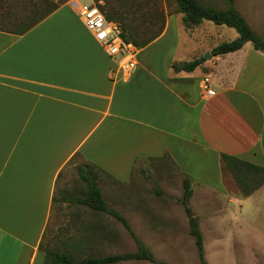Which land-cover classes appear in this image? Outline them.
Instances as JSON below:
<instances>
[{
    "label": "crops",
    "instance_id": "0c3cea01",
    "mask_svg": "<svg viewBox=\"0 0 264 264\" xmlns=\"http://www.w3.org/2000/svg\"><path fill=\"white\" fill-rule=\"evenodd\" d=\"M74 1L58 5L23 34L0 30V264H45L57 236L69 238L59 251L100 252L107 236L121 235L126 227L120 220L90 212L75 201L84 194L67 192L73 166H92L101 188V177L123 185L139 163L165 158L181 182L188 177L191 186H200V211L209 214L225 210L215 208L222 197L241 207L264 197V183L248 196L232 191L237 186L224 176L222 159L227 154L264 167V52L246 42L211 55L213 47L196 39L188 60L204 59L193 70L173 68L171 58L162 69L149 68L147 54L145 64L136 56L137 67L125 78L85 27ZM234 5L242 15L237 0ZM177 15L178 22L167 15L161 34L138 53L171 26L185 27ZM205 77L213 95L203 88ZM196 157L205 162L194 177ZM79 183H85L81 177ZM102 196L133 229L135 203ZM65 205L75 212L64 218L54 213Z\"/></svg>",
    "mask_w": 264,
    "mask_h": 264
},
{
    "label": "rangeland",
    "instance_id": "374dc122",
    "mask_svg": "<svg viewBox=\"0 0 264 264\" xmlns=\"http://www.w3.org/2000/svg\"><path fill=\"white\" fill-rule=\"evenodd\" d=\"M39 1L41 0H31V2H37L32 5V3H25V0H19L12 3L9 9L23 11L29 10L31 7H41L43 4ZM48 1L51 4L60 5L71 0ZM77 1L80 4L90 3L89 0ZM201 1L219 8L225 7L221 0ZM255 2L259 4V9L255 8L250 0H237V6L242 15H245L248 19L252 29L264 38V0H255ZM93 3H99L106 11L115 13V17L121 19L123 26L134 27L133 29H136L135 32L139 36H136L138 39L152 34L160 28L161 24L164 27L167 15L176 17L178 13L173 0H93ZM6 10H8V5L1 3L0 12ZM174 20L178 22L179 18L176 17ZM180 28L178 30L176 27L171 26L163 39L149 45V49H144L138 53V61L145 64L146 55L148 54L149 68L162 69L168 58L176 61L177 64L181 63L177 61L188 60L191 57L188 53H192L196 47L194 43L196 39H201L204 46L212 48L216 43L229 41L237 36L234 28L226 25H216L207 20L204 21V24L193 28H185L182 25ZM247 44L251 45L250 42H247ZM200 51L201 49L198 52L200 53ZM191 162L193 165V172L191 173L196 177L195 175H199L197 173L199 162L202 166V162H205V160L202 158L199 161V158L196 157ZM197 162L198 166L194 164ZM166 163L165 158L154 161L145 160L139 163L133 172L131 181L123 185L106 182V180L103 182L101 177L102 185L100 189L107 200L110 201L115 196H119L135 203V205H131L132 208L137 209V213L132 220V230L154 256L153 262L128 260L112 264H200L194 239L189 233L187 216L177 201L182 196V182L174 175L175 173L166 167L168 165ZM209 169L211 171L212 167ZM67 174L69 176L66 183L67 192L84 194L86 184L80 185V177L75 166L70 167ZM228 174L233 179L226 166H224V176L226 177ZM209 176L211 177L210 173ZM233 181L235 182L234 179ZM235 185L237 186L236 182ZM191 187L194 193L190 199V207L194 215L198 217L207 263L264 264V197L258 195L255 201H244L242 207L238 206L237 201L234 200L233 203H228L227 197H222L221 203L215 208L225 210L218 214H209L200 211L201 203L199 201H201L202 192L200 186L196 182H192ZM232 191H237L239 196H243L238 186L237 189L233 188ZM222 192L224 193V190ZM125 207L131 208L129 205ZM55 211L54 213H59L64 218L65 215L74 213L75 209L65 205V207L60 206ZM83 211L85 212L86 209H83ZM92 211L101 212L90 208V212ZM63 218L60 220V225L64 224ZM59 228H64V226L61 225ZM75 238L72 237V239ZM68 239L57 236L53 242L48 244L49 250L59 251L64 249L67 246L64 240ZM105 243L104 251L95 252L90 248L88 252L71 251L69 253L75 259H80L89 255L102 256L132 252L136 249L135 242L126 228L121 235L107 236ZM68 249L70 248L68 247Z\"/></svg>",
    "mask_w": 264,
    "mask_h": 264
},
{
    "label": "trees",
    "instance_id": "16d2710c",
    "mask_svg": "<svg viewBox=\"0 0 264 264\" xmlns=\"http://www.w3.org/2000/svg\"><path fill=\"white\" fill-rule=\"evenodd\" d=\"M19 0H0L1 3L8 5V10L0 12V30L14 34H23L38 22L48 16L55 10L59 4H51L48 0H41V7H31L29 10L17 11L10 10L12 3ZM99 1V0H96ZM176 5V12L181 13L183 25L186 28H193L202 21L207 20L216 25H226L232 27L237 32V36L229 41H224L215 45L210 53L211 55H220L240 49L246 42H250L255 50L264 52V38L258 35L248 24L245 18L240 14L234 5V0H221L225 7L219 8L214 5L203 3L201 0H173ZM25 3L37 2L25 0ZM98 8L104 13L108 20L116 22L121 30L122 36L126 41H131L137 48L145 46L147 43L160 35L163 24L160 28L148 36L139 37L134 27H125L116 18L115 13H110L104 7L97 3ZM137 36V37H136ZM203 57L184 61L180 64L173 63L172 67L178 70L191 71L197 67ZM223 162L235 180L238 189L243 196L250 195L264 183V167L242 160L240 158L222 154ZM78 174L86 183L84 196L76 197L75 201L87 205L92 210L106 212L120 220L130 236L135 242L136 249L132 252L115 253L108 255H89L80 259H75L66 251L46 252L45 264H112L128 260H147L154 261L152 252L147 248L144 242L134 233L126 219L114 209L109 208L104 200L101 190L97 184V172L89 164L78 166ZM182 196L177 199L187 216L189 233L194 239L200 264H208L205 258L203 235L199 227L198 217L194 215L190 207V197L192 195L191 180L188 177L182 180Z\"/></svg>",
    "mask_w": 264,
    "mask_h": 264
},
{
    "label": "built area",
    "instance_id": "2783aa9c",
    "mask_svg": "<svg viewBox=\"0 0 264 264\" xmlns=\"http://www.w3.org/2000/svg\"><path fill=\"white\" fill-rule=\"evenodd\" d=\"M72 4L85 27L113 61L116 71L125 78L130 76L137 67L138 48L131 41L123 38L120 26L108 20L95 3L80 4L74 1ZM203 88L206 94H214V90L209 86L208 78H204Z\"/></svg>",
    "mask_w": 264,
    "mask_h": 264
},
{
    "label": "water",
    "instance_id": "95a60500",
    "mask_svg": "<svg viewBox=\"0 0 264 264\" xmlns=\"http://www.w3.org/2000/svg\"><path fill=\"white\" fill-rule=\"evenodd\" d=\"M205 57H206V58H209V57H210L209 52H207V53L205 54Z\"/></svg>",
    "mask_w": 264,
    "mask_h": 264
}]
</instances>
